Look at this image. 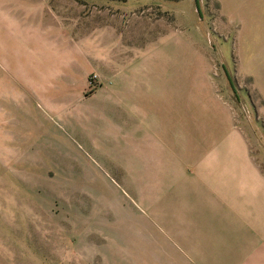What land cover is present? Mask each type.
<instances>
[{
  "label": "rangeland",
  "instance_id": "1",
  "mask_svg": "<svg viewBox=\"0 0 264 264\" xmlns=\"http://www.w3.org/2000/svg\"><path fill=\"white\" fill-rule=\"evenodd\" d=\"M219 2L0 0V264H144L221 136L264 173V0Z\"/></svg>",
  "mask_w": 264,
  "mask_h": 264
},
{
  "label": "crops",
  "instance_id": "2",
  "mask_svg": "<svg viewBox=\"0 0 264 264\" xmlns=\"http://www.w3.org/2000/svg\"><path fill=\"white\" fill-rule=\"evenodd\" d=\"M149 47H154V38ZM245 74L257 88L256 76ZM257 89L264 100L263 89ZM216 125L219 132L232 131L229 124ZM217 126L212 125L214 132ZM221 138L198 145L200 153L191 151L183 162L184 176L197 178L212 199L208 208L218 210L215 218L204 222L196 213L186 214L183 205L167 206L166 246L158 244L152 256L143 258L144 264H264V173L236 132ZM154 208L159 211V203Z\"/></svg>",
  "mask_w": 264,
  "mask_h": 264
}]
</instances>
